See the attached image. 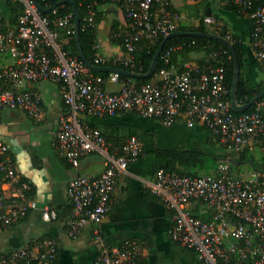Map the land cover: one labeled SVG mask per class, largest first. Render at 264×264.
<instances>
[{
    "label": "built area",
    "instance_id": "obj_1",
    "mask_svg": "<svg viewBox=\"0 0 264 264\" xmlns=\"http://www.w3.org/2000/svg\"><path fill=\"white\" fill-rule=\"evenodd\" d=\"M17 1L22 12L16 29L2 30L0 12V52L15 59L14 64L0 68V117L4 109L18 108L41 119L40 95L19 87L29 80L58 82L70 114L54 131V147L72 166H78L90 152L103 159L99 175L76 174L68 180L67 194L72 202L68 235L76 236L88 224L104 219L123 175L143 153L138 136L129 135L120 144L113 143L99 127L85 121L84 115L101 118L131 111L165 126L178 122L188 128L201 125L233 150L255 139L264 140V113L259 106L242 113L232 110L222 63L230 57L226 49L203 54L201 62L187 60L182 66H162L143 83L121 79L113 71L103 76L62 46L59 29L74 32L73 11L50 17L38 9L34 0ZM79 1L85 5L84 28L95 25V8L100 1L121 7L126 19L123 54L107 57L96 51L94 55L95 63L113 67L134 66V51L140 40L163 38L179 30L184 20L172 0ZM225 1L238 5L252 20L250 42L255 58L264 67V0ZM200 19L216 34L220 24L215 17L204 14L195 24ZM223 37L232 40L230 33ZM184 44L175 42L162 49L164 62L168 63L170 54ZM106 81L116 82L119 87L107 89ZM148 188L170 209L168 236L194 251V264H264V171H235L227 158L219 160L212 171L196 175L160 167ZM29 191L30 183L16 169L8 144L0 141V229L9 228L37 208ZM193 210L207 217L195 215ZM40 213L46 221L57 218V210L49 206L41 207ZM55 256V240L43 238L17 248L0 249V264H53ZM137 256L136 242L124 240L118 245L102 246L92 264H140Z\"/></svg>",
    "mask_w": 264,
    "mask_h": 264
},
{
    "label": "crops",
    "instance_id": "obj_2",
    "mask_svg": "<svg viewBox=\"0 0 264 264\" xmlns=\"http://www.w3.org/2000/svg\"><path fill=\"white\" fill-rule=\"evenodd\" d=\"M182 1L172 0V4L180 10L187 6ZM187 2L195 7H185V24H195L197 14L215 17L220 26L224 25L228 33L237 35L242 43L246 78L253 85L264 82V69L255 58L250 42L253 24L249 16L225 0ZM96 19L97 52L107 57L123 54L117 42L126 24L121 7L116 3H98ZM14 63L12 56L0 52V68ZM104 87L115 90L119 84L106 81ZM19 89L36 91L40 95L43 117L35 119L18 108L4 109L0 117V141L8 144L16 169L30 183L29 195L37 202V208L9 228L0 229V249L17 248L38 239L51 238L56 242L53 264H92L102 246L133 240L138 246L137 259L140 264H194V251L174 243L168 236L170 209L148 188L155 170L163 163L156 161L153 153L157 146L152 131L159 125V120L144 118L131 111L101 118L83 116L111 140L120 141L129 135L139 136L143 153L129 165L127 173L123 175L104 219L98 224L90 223L78 235L70 236L66 230L72 212V202L67 194L68 180L76 174L88 177L99 175L104 167L102 156L90 152L80 159L78 166H72L54 147V131L60 120L70 114L60 83L29 80ZM180 124L183 123L178 122L172 126ZM187 129L190 139L197 138L209 150L222 155L216 152L222 150L220 147L208 142L212 134L205 127L196 125ZM248 150L257 162H263L264 146L260 139L248 145ZM246 163H237L241 172L255 170ZM43 206L55 208L57 218L43 220L40 213ZM97 235L100 237L97 238Z\"/></svg>",
    "mask_w": 264,
    "mask_h": 264
},
{
    "label": "trees",
    "instance_id": "obj_3",
    "mask_svg": "<svg viewBox=\"0 0 264 264\" xmlns=\"http://www.w3.org/2000/svg\"><path fill=\"white\" fill-rule=\"evenodd\" d=\"M39 3L43 6H50L54 4L57 0H49L48 2H43L38 0ZM78 6L79 13V41L82 47V50L90 63L95 65L109 66V63H95L94 55L97 49L95 45V25L89 28L83 27V17L85 15V5L82 4L79 0H74ZM102 1H100L101 3ZM233 7H238V5L230 2ZM194 5V4H193ZM195 6V5H194ZM175 7V6H174ZM97 9V6L96 8ZM240 9V8H239ZM179 10V9H178ZM65 11H73L72 6L69 3H63L57 5L53 10L49 12H43L50 17L55 15L63 14ZM241 11V9H240ZM0 12L2 15V30H7L10 28H17L18 25V16L22 12V5L17 0H0ZM247 15L246 13H244ZM203 16L197 14V18ZM96 14H95V23H96ZM207 25L203 24L202 20L198 24H185L181 22L178 26L179 30H188V31H197V32H211L212 30L206 27ZM214 32V31H213ZM125 30L117 38V42L122 47L123 35ZM228 33L227 28L224 25H221L216 32L219 36H224ZM60 40L64 49L72 55L77 56L79 59L80 56L77 50V44L75 39L74 32L66 33L64 29H59ZM232 44L234 46L238 62H239V77L236 86V101L240 104L247 102L255 94L264 88V82L257 85H253L250 80L246 78L245 62H244V51L242 43L238 40L237 35L231 34ZM162 37H158L154 40L151 39H142L136 44L134 51L135 55V65L134 66H123L115 65L118 68H123L131 70L137 73H144L148 70L149 65L152 61L153 55L161 42ZM185 42V44L178 50L173 51L170 54L169 62H164L163 58L159 56L155 70H158L162 66H166L170 63H174L178 66H182L183 63L187 60H195L201 62V56L217 48H224L230 54V57L223 59L222 63L225 67V84L231 90V83L233 78V69H234V60L232 52L229 47L220 39L203 36L199 34L194 35H181L169 38L163 47V51L169 44L175 42ZM123 49V47H122ZM264 69V67H262ZM95 73L107 76L109 71H94ZM121 79H132L137 83H143L151 80L152 76L148 78L141 77H130L127 75L119 74ZM259 106L262 112L264 113V95L254 104L243 110L232 109L235 113H242L252 110L253 108ZM85 121L87 119L84 118ZM89 122V121H88ZM90 124H92L90 122ZM94 125V124H92ZM95 126V125H94ZM210 132V131H209ZM210 134H212L210 132ZM105 135V134H104ZM139 137V136H138ZM108 141H111L116 144H120L123 140H111L106 136ZM140 138V137H139ZM208 142L220 147L224 152L222 155H218L208 148H203L200 145L193 147H184L178 146L175 148H160L155 147L153 153L155 157L163 160V163L160 167L166 170H172L183 174L196 175L200 173H207L212 171L219 160L222 158H227L231 164V168L235 171H240L236 168V164L240 161L249 163L250 166H253L257 171H264V160L263 162H257L253 156L249 153L248 145L244 146L239 150L227 149L218 139V136L212 134V137L208 139ZM261 145L264 146V140H261ZM159 167V168H160ZM195 215L202 216L203 218L207 217L205 214L200 215L196 210H193ZM192 250V249H191Z\"/></svg>",
    "mask_w": 264,
    "mask_h": 264
},
{
    "label": "water",
    "instance_id": "obj_4",
    "mask_svg": "<svg viewBox=\"0 0 264 264\" xmlns=\"http://www.w3.org/2000/svg\"><path fill=\"white\" fill-rule=\"evenodd\" d=\"M34 1L36 2L38 9L42 12H49V11L53 10L57 5H60L63 3H69L72 6L73 13H74V34H75L78 54H79L81 60L86 64V66L93 71H113V72H117L119 74L127 75L130 77L148 78L155 71L156 64H157L158 58L160 56V53L164 47L165 42L169 38H172L175 36H181V35L199 34V35L213 37V38H217V39L222 40L229 47V49L232 52V56H233V60H234V69H233V78H232V83H231V94H230V96H231V105H232L233 109L238 110V111L246 109L249 106H251L252 104L256 103L264 95V88H263L257 94H255L252 98H250L247 102H245L243 104H239L236 101V86H237L238 77H239V62H238V58H237V55H236V52H235V49H234L232 42L228 41L227 39H225L222 36H219V35L211 33V32H197V31H188V30L173 31V32L169 33L168 35H166L162 38L161 42L159 43V45H158V47H157V49L153 55V58H152V61L149 65L148 70L144 73H137V72H134L131 70L113 67V66L95 65V64L90 63L88 61V59L86 58V56L82 50V47H81L80 41H79V13H78V6L74 0H57L54 4H52L50 6H43L39 3L38 0H34Z\"/></svg>",
    "mask_w": 264,
    "mask_h": 264
},
{
    "label": "rangeland",
    "instance_id": "obj_5",
    "mask_svg": "<svg viewBox=\"0 0 264 264\" xmlns=\"http://www.w3.org/2000/svg\"><path fill=\"white\" fill-rule=\"evenodd\" d=\"M182 2H183L182 4L186 3L187 6L185 7L188 9L190 3H188L187 0L186 2L184 0ZM185 7L180 8V11L184 16V20H183L184 23L187 22V16H186L187 9ZM190 7L194 8L195 6L192 4ZM200 11H201L200 14H202L203 13L202 9H200ZM206 27L210 29V25H207ZM152 132H153V139L156 142L155 144L157 147L160 148H175L178 146L193 147L196 145H200L203 148L205 147L207 148V145L200 142V140H197V138L195 140H192L188 137L187 133L189 131L184 124L182 125L180 124V126L177 125L173 127V126H165L160 122L159 125L154 127ZM216 152L223 153L224 151L217 150ZM155 160L163 162V160L157 157L155 158ZM246 165H248V163H246ZM236 168H238L237 164H236Z\"/></svg>",
    "mask_w": 264,
    "mask_h": 264
}]
</instances>
